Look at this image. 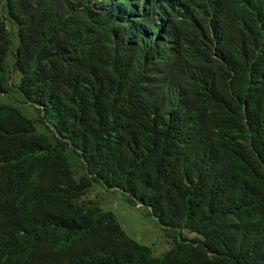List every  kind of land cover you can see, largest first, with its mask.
<instances>
[{
  "label": "trees",
  "instance_id": "obj_1",
  "mask_svg": "<svg viewBox=\"0 0 264 264\" xmlns=\"http://www.w3.org/2000/svg\"><path fill=\"white\" fill-rule=\"evenodd\" d=\"M0 94V264H264V0H0Z\"/></svg>",
  "mask_w": 264,
  "mask_h": 264
},
{
  "label": "rangeland",
  "instance_id": "obj_2",
  "mask_svg": "<svg viewBox=\"0 0 264 264\" xmlns=\"http://www.w3.org/2000/svg\"><path fill=\"white\" fill-rule=\"evenodd\" d=\"M11 98L18 99L17 94L7 95L0 94L1 102L11 100ZM6 99V100H3ZM11 104L20 108V102H11ZM22 109L31 117L35 115L31 107L26 104L22 105ZM99 193V197L96 194ZM100 202V205L114 213L120 225L125 232L138 242L152 247L154 255H158L171 244L172 237L165 235V229L159 224L158 220L147 214L145 207L139 204H130L126 198L119 191H108L98 184L92 186V191L89 193ZM183 234L192 235L187 231Z\"/></svg>",
  "mask_w": 264,
  "mask_h": 264
}]
</instances>
